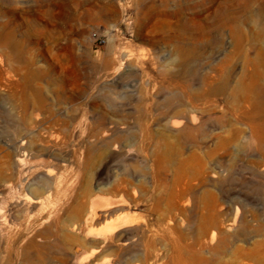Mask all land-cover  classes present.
Here are the masks:
<instances>
[{
  "label": "rangeland",
  "instance_id": "obj_1",
  "mask_svg": "<svg viewBox=\"0 0 264 264\" xmlns=\"http://www.w3.org/2000/svg\"><path fill=\"white\" fill-rule=\"evenodd\" d=\"M263 48L264 0H0V264H122L137 222L264 264Z\"/></svg>",
  "mask_w": 264,
  "mask_h": 264
},
{
  "label": "bare ground",
  "instance_id": "obj_2",
  "mask_svg": "<svg viewBox=\"0 0 264 264\" xmlns=\"http://www.w3.org/2000/svg\"><path fill=\"white\" fill-rule=\"evenodd\" d=\"M238 32L239 29L235 28V35L237 37ZM260 54L262 56L261 61H248V63H253L254 70L252 72H246L243 75V79H249L248 87H250L252 93L245 97V105H242L243 107H241L237 112V116L239 121L249 128L252 136L263 139L264 83L261 82V78L264 77V48L260 51ZM196 129V127H191L188 125L185 131L189 133L190 137V135L193 136V133ZM45 172L47 175H51L50 170H46ZM5 190L6 189H4V191ZM22 200V202L34 208L40 205V200L38 199L24 197ZM120 208H123V206H120ZM104 213L106 215L107 212ZM105 215H98L99 217H97L95 220L100 222L106 218ZM138 223L139 222L134 224L136 225V228L134 230L132 229L133 231L124 232L122 234V243L120 247L121 250L120 252H117L113 255V262H116L119 257H121L122 264H208L209 260L203 252L197 251L191 246H184L182 243H174L173 252L171 253L165 249L164 252L156 250L154 248V238H152L151 235L147 233V227ZM0 226H3L1 221Z\"/></svg>",
  "mask_w": 264,
  "mask_h": 264
},
{
  "label": "built area",
  "instance_id": "obj_3",
  "mask_svg": "<svg viewBox=\"0 0 264 264\" xmlns=\"http://www.w3.org/2000/svg\"><path fill=\"white\" fill-rule=\"evenodd\" d=\"M90 39L97 44H105L107 41V36L105 33L93 31L90 33Z\"/></svg>",
  "mask_w": 264,
  "mask_h": 264
}]
</instances>
